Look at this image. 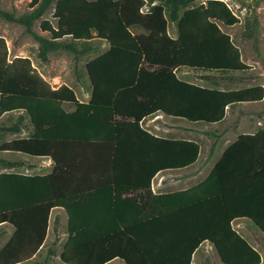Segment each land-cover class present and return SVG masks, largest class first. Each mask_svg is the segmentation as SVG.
Listing matches in <instances>:
<instances>
[{
    "label": "trees",
    "instance_id": "16d2710c",
    "mask_svg": "<svg viewBox=\"0 0 264 264\" xmlns=\"http://www.w3.org/2000/svg\"><path fill=\"white\" fill-rule=\"evenodd\" d=\"M194 1L30 0L28 13L0 9L2 18L23 25L38 42L42 60L55 49L82 55L98 50L92 40L107 44L84 64L90 94L87 101H79L67 84L53 88L29 57L9 60L0 36V117L19 112L0 130L15 132L25 118L32 126L27 137L4 141L0 150L52 162L45 174L0 172V224L14 228L0 248V264L33 256L56 207L67 216V236L59 253L65 264L114 259L123 264H191L203 241L213 245L223 264L260 263L258 250L231 221L245 216L264 233V127L239 133L199 183L151 191L157 172L191 166L200 146L193 139L155 135L141 126L144 118L161 113L212 124L222 121L228 107L264 97L262 84L223 89L178 76L181 68L227 72L251 67L219 26L239 22L229 5L224 0ZM48 9L54 23L42 17ZM38 19L46 37L33 29ZM169 21L175 24L176 37L168 32ZM77 43L84 46L77 49ZM64 102L73 109H65ZM242 145L251 159L241 165L247 177L230 194L245 193V205L212 219L211 201L225 196L212 190V179L222 161ZM57 241L55 236L53 244Z\"/></svg>",
    "mask_w": 264,
    "mask_h": 264
},
{
    "label": "crops",
    "instance_id": "0c3cea01",
    "mask_svg": "<svg viewBox=\"0 0 264 264\" xmlns=\"http://www.w3.org/2000/svg\"><path fill=\"white\" fill-rule=\"evenodd\" d=\"M3 2L4 0H0V7ZM13 23L15 22L2 21L0 19V36L3 37L5 40V43L8 49V59L9 60L13 59L16 56H27L26 53H22L24 50L22 51L21 42L29 38L27 34H22L18 40L12 38V36L10 35V29ZM170 24L174 25V30L172 32L170 31ZM167 28H168L169 34L172 37H176L177 33H176V27H175L174 22L169 21ZM38 34L42 35L41 33H38ZM34 44H35V47L38 48V42L36 41L34 42ZM50 52H48L47 59L45 61L48 60ZM10 55H11V58H10ZM29 58L31 60V57ZM251 68L252 67H250V69ZM39 74L46 81H48L41 71H39ZM181 74H182L181 76L179 75L178 76L181 77L182 79L195 82L191 80V75L188 76L186 72H182ZM223 78L217 79V82L215 83L217 84L220 83L223 85L227 84L229 82L228 78H225V77ZM86 79H87V84L89 87L87 76H86ZM78 82H79V85L83 88V86L85 85L84 82H82V80ZM60 84L62 83H59L58 85H55V86L52 84L50 85L53 88H56ZM220 88L233 89V88H227L224 86H221ZM75 94L79 101H87L89 98L90 89L86 94L87 97L85 100L79 99L76 92ZM263 102H264V97L259 101L241 102V103L235 104V106H238L239 104H250V103H257L260 105ZM66 104L72 105L71 103L64 102L63 107L65 109L67 110L73 109V105H72V108L68 109L65 107ZM233 106L228 107L227 109H230ZM247 112L251 113L252 110H247ZM11 113L13 114L16 113V115L19 114V112L17 111H12ZM226 113H227V110H226ZM221 122L222 121L212 123V124L215 126L214 128H218ZM262 122H264V115L261 114L260 116H256L255 119L250 121L249 123H246V121H243V124H241L242 128L238 132H233V133L231 132L230 134L231 129L222 128L218 131L212 130L208 134H205V131L203 129L196 128V125L198 124V122L184 121V119L165 116L161 113H158L154 116L144 118L140 122V124L143 128H145L149 132L155 135H159L162 137H168V138L193 139V140H196L200 146L198 157L191 166L184 168V169L163 170V171L157 172L151 180V191L153 193H164L168 191L186 189L188 187H191L199 183L200 181L205 179L209 173H211L215 165L220 161L225 149L236 139L239 133H254L257 129L264 127V126H258V125H261ZM10 124L11 123H3L0 121V127L8 126ZM203 124L208 125L207 123H203ZM248 126L251 127V130H244V127H248ZM27 130H28V134L23 135ZM31 131H32V126L29 123V121L25 118L19 124V129L15 132L7 131V130H0V145L4 141H9L15 138L27 137L31 133ZM185 135H188V136H185ZM206 135L209 136V146L207 148L206 154L202 156L203 146H202L201 141L203 142V136H206ZM0 153H1L0 161L5 159V160H14L17 162V164L12 167L4 166L0 162V172L11 171V172H18V173H23V174H31V175L32 174H45V173L32 172V170L37 168V164L31 163V162L29 163L27 161L28 158L37 159V160L39 159V160L45 161L48 166V171L46 173L50 172L52 169V162H51V159L49 158L33 157V156H29L21 152H11L7 150H0ZM248 153H249L248 148L245 147V145H242L238 151H234L230 153L222 161V164L218 167L213 177L214 179H212L213 180L212 190L216 191L217 193L222 192L224 193L225 196H224V199H220L218 197L217 199H214L211 201L209 205V210H210V215L212 219L218 220L222 216H225L227 209L231 210L232 208H237V207L242 209L244 207L245 203L242 200H244L245 193H240V194H236L233 196H231L230 193L232 189H234L235 187H237V185L243 183L246 180V177H247L246 169L244 168V166H241V165L247 164L251 160L247 156ZM54 210L56 211L62 210L65 213V211L62 208L56 207L50 210L49 217L51 215V212ZM65 216H66V213H65ZM66 221H67V216H66ZM231 226L236 231H238L255 249L258 250L261 256V261L259 264H264V256H263L264 233L249 218L245 216H239V217L234 218L231 221ZM13 231H14V228L11 225L5 224V223L0 224V248L9 240V238L13 234ZM46 238H47V233H46L43 243L39 246L37 251L33 254V256L30 259L35 258L37 254L40 253V251L44 247ZM112 261H118L117 264H123V261L120 259H114ZM25 263L26 262L22 261L16 264H25ZM191 264H223V263L221 262L217 254V251L213 247V245L208 241H203L199 244V246L193 252L192 258H191Z\"/></svg>",
    "mask_w": 264,
    "mask_h": 264
},
{
    "label": "rangeland",
    "instance_id": "374dc122",
    "mask_svg": "<svg viewBox=\"0 0 264 264\" xmlns=\"http://www.w3.org/2000/svg\"><path fill=\"white\" fill-rule=\"evenodd\" d=\"M205 0H195L194 4L204 2ZM232 11L238 16L239 22L227 26L219 22V26L222 30L226 31L233 42L239 47L241 51L242 59L251 65V69L243 71H227V72H216V71H203L199 69L181 68L176 72L181 76L182 72H186L188 76L191 75V80L198 82L199 84L206 86H217L227 88H240L251 86L254 84H262L264 86V0H224ZM30 0H4L1 4V9L6 11H13L16 15L28 13L31 8L29 7ZM147 8V7H146ZM52 9H48L42 17H46L54 23V19L51 16ZM2 21H7L0 16ZM40 19L33 23V29L37 33H41L42 36H47V32L39 29ZM174 30V25L170 24V31ZM22 34L29 36L26 40H21L22 53H26L27 56L31 57L32 66L36 72L41 71L45 78L52 85H58L59 83H66L70 85L77 96L81 100L86 99V94L89 91L87 79L84 72V64L87 59L95 56L98 52L106 49L107 44L92 40L94 44L99 45L98 50L89 52L88 54H75L70 50L55 49L49 53L47 61L42 60L38 54V48L35 47V39L28 33L24 32L23 25L19 23H13L10 29V35L14 39H19ZM84 44L77 43L76 48L81 49ZM11 58V55H10ZM76 66V67H75ZM182 71V72H181ZM84 82L83 88L79 85L78 75ZM228 78L227 84L215 83L219 78ZM224 79V78H223ZM78 80V81H77ZM66 108H72V105L66 104ZM247 110H252L248 113ZM264 115V102L262 104L250 103V104H239L227 109V113L219 124L218 128H214L213 124L205 125L202 122H198L196 128L203 129L205 134H208L212 130H220L222 128H229L231 132H238L242 128L241 124L243 121L249 123L254 120L256 116ZM16 113H5L0 121L3 123H12L16 118ZM255 116V117H254ZM187 121V120H184ZM264 126V122L261 125ZM234 130V131H233ZM236 130V131H235ZM244 130H251V127H244ZM28 130L23 134L27 135ZM188 136V135H185ZM204 156L209 146V136H203ZM1 156V153H0ZM27 161L30 163H36L37 168L32 172L46 173L48 166L45 161L30 159ZM39 165V166H38ZM168 179V178H167ZM170 180V179H169ZM56 227V231L54 228ZM55 236H58V241L53 244ZM67 236L66 232V216L62 210H54L48 220L47 238L43 249L35 258L28 259L25 264H33L34 261L45 262V264H65L60 261L59 253ZM50 251V254H49ZM264 256V253H263ZM45 260V261H44ZM118 261H111L107 264H117Z\"/></svg>",
    "mask_w": 264,
    "mask_h": 264
},
{
    "label": "built area",
    "instance_id": "2783aa9c",
    "mask_svg": "<svg viewBox=\"0 0 264 264\" xmlns=\"http://www.w3.org/2000/svg\"><path fill=\"white\" fill-rule=\"evenodd\" d=\"M147 8L145 7L144 10H146Z\"/></svg>",
    "mask_w": 264,
    "mask_h": 264
}]
</instances>
